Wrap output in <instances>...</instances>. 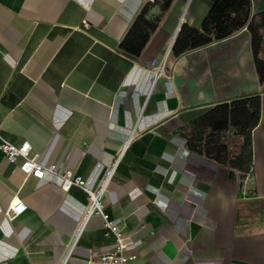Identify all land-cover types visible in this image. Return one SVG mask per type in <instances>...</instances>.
<instances>
[{
  "label": "crops",
  "instance_id": "0c3cea01",
  "mask_svg": "<svg viewBox=\"0 0 264 264\" xmlns=\"http://www.w3.org/2000/svg\"><path fill=\"white\" fill-rule=\"evenodd\" d=\"M155 2L0 0V136L57 169L27 177L23 158L0 149V264H86L115 249L103 219H85L84 189L63 190L65 171L94 189L113 173L104 212L124 225L133 264H264V83L252 41L264 37V0L154 5L158 27L132 56L122 42ZM184 27L211 42L175 56ZM254 96L247 173L189 147L184 133L202 115ZM221 140L241 155L232 129ZM15 197L26 210L9 220Z\"/></svg>",
  "mask_w": 264,
  "mask_h": 264
},
{
  "label": "trees",
  "instance_id": "16d2710c",
  "mask_svg": "<svg viewBox=\"0 0 264 264\" xmlns=\"http://www.w3.org/2000/svg\"><path fill=\"white\" fill-rule=\"evenodd\" d=\"M175 0H156L147 5L133 23L130 31L122 42V48L128 54L139 57L145 50L152 33L158 23L147 19L152 6L160 5L163 11L171 8ZM250 27V26H249ZM253 52L260 82L264 83V37L253 33ZM211 39L198 30L184 27L175 43L174 55L181 54L205 46ZM261 119V98L254 96L222 104L214 107L197 119L191 127V133L184 135L189 147L220 165H228L233 170L247 173L252 163V132ZM232 129L244 139L241 155L234 156L221 136Z\"/></svg>",
  "mask_w": 264,
  "mask_h": 264
},
{
  "label": "built area",
  "instance_id": "2783aa9c",
  "mask_svg": "<svg viewBox=\"0 0 264 264\" xmlns=\"http://www.w3.org/2000/svg\"><path fill=\"white\" fill-rule=\"evenodd\" d=\"M85 26L88 25L85 24ZM0 149L12 162L19 157L23 158L20 171L27 177L32 176L37 179H43L46 173L55 174L57 171L55 165L42 167L35 157H31L32 147L28 142L23 143L21 146H15L0 136ZM112 175L113 173H110L109 177L102 183L99 189L89 187L81 177L75 176L71 171H65L60 175L64 191L67 192L73 186H78L86 192L88 203L85 209V219L88 220L92 216H100L103 219L104 228L116 238V245L113 251L104 253L98 258L90 259L86 264H133L136 260V257H128L125 253L128 248V238L124 225L111 221L109 215L104 212L103 198ZM25 210L26 206L22 200L15 197L7 208L5 216L9 220H12L21 215Z\"/></svg>",
  "mask_w": 264,
  "mask_h": 264
},
{
  "label": "rangeland",
  "instance_id": "374dc122",
  "mask_svg": "<svg viewBox=\"0 0 264 264\" xmlns=\"http://www.w3.org/2000/svg\"><path fill=\"white\" fill-rule=\"evenodd\" d=\"M233 141V140H232Z\"/></svg>",
  "mask_w": 264,
  "mask_h": 264
}]
</instances>
